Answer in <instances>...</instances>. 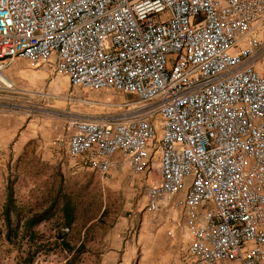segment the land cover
<instances>
[{
    "label": "built area",
    "instance_id": "obj_1",
    "mask_svg": "<svg viewBox=\"0 0 264 264\" xmlns=\"http://www.w3.org/2000/svg\"><path fill=\"white\" fill-rule=\"evenodd\" d=\"M263 57L264 0H0V91L21 59L136 99L70 118L66 155L140 176L155 224L183 217L185 264H264Z\"/></svg>",
    "mask_w": 264,
    "mask_h": 264
},
{
    "label": "rangeland",
    "instance_id": "obj_2",
    "mask_svg": "<svg viewBox=\"0 0 264 264\" xmlns=\"http://www.w3.org/2000/svg\"><path fill=\"white\" fill-rule=\"evenodd\" d=\"M5 74L14 90L0 91V264H139L138 242L126 246L144 226L154 235L188 239L177 212L173 220L161 213L155 224L140 176L116 169L104 179L66 155L70 118H118L138 105L133 96L74 86L68 77L21 59ZM16 127L18 135L5 146L6 130ZM20 138L30 140L17 149ZM66 206L74 211L71 217ZM45 211L50 218L27 228L30 218ZM159 264L179 263L162 258Z\"/></svg>",
    "mask_w": 264,
    "mask_h": 264
},
{
    "label": "crops",
    "instance_id": "obj_3",
    "mask_svg": "<svg viewBox=\"0 0 264 264\" xmlns=\"http://www.w3.org/2000/svg\"><path fill=\"white\" fill-rule=\"evenodd\" d=\"M255 68L258 70V72L264 74V57L256 61ZM5 133L6 134L3 140V144L7 146L12 142L14 136L18 135V129L17 127L15 129H7ZM29 140H30L29 138L28 139L20 138L16 142L17 149H19L20 146L23 147ZM112 174L113 173H111V175ZM134 220H135L134 217H131L129 219V222H131L132 224L131 225L132 228L134 225L133 224ZM186 241L182 240L181 237H178L176 240H172L168 237H165L163 233L162 234L158 233L157 235H154L152 229L150 230L147 228V226H144L139 230V233L137 234V239L135 238L133 240L132 238H130L126 247H128L129 249H132L133 246L137 247L136 243L138 242L139 251H141L139 264H146L150 261L153 264H159L162 258L168 259L171 262L185 264L190 254L189 253L190 241L189 239H186ZM184 242H186V246L183 245L185 244ZM231 264H239V262H232Z\"/></svg>",
    "mask_w": 264,
    "mask_h": 264
},
{
    "label": "trees",
    "instance_id": "obj_4",
    "mask_svg": "<svg viewBox=\"0 0 264 264\" xmlns=\"http://www.w3.org/2000/svg\"><path fill=\"white\" fill-rule=\"evenodd\" d=\"M74 211L70 206H66L65 207V215L68 217H71L73 215ZM7 223L10 224L11 223V219H10V212L7 209ZM51 216L48 215V211H45L43 213H39L34 215L32 218H30L26 224H27V228H33L34 226L40 224L41 222H43L44 220H47L48 218H50ZM71 223V221L69 222Z\"/></svg>",
    "mask_w": 264,
    "mask_h": 264
}]
</instances>
